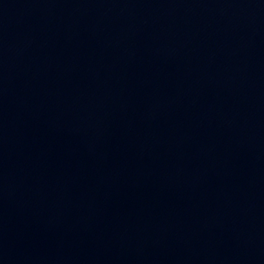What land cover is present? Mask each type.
Returning a JSON list of instances; mask_svg holds the SVG:
<instances>
[{"label": "water", "instance_id": "water-1", "mask_svg": "<svg viewBox=\"0 0 264 264\" xmlns=\"http://www.w3.org/2000/svg\"><path fill=\"white\" fill-rule=\"evenodd\" d=\"M0 264H264V0H0Z\"/></svg>", "mask_w": 264, "mask_h": 264}]
</instances>
